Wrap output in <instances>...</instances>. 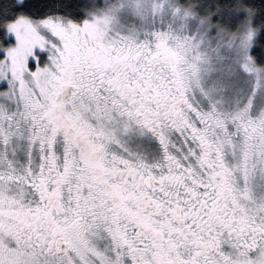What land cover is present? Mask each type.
Segmentation results:
<instances>
[{
	"label": "snow or ice",
	"instance_id": "1",
	"mask_svg": "<svg viewBox=\"0 0 264 264\" xmlns=\"http://www.w3.org/2000/svg\"><path fill=\"white\" fill-rule=\"evenodd\" d=\"M0 264H264V0H0Z\"/></svg>",
	"mask_w": 264,
	"mask_h": 264
}]
</instances>
